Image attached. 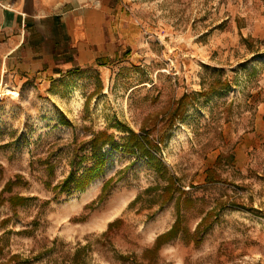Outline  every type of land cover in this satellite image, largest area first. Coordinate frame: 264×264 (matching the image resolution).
Segmentation results:
<instances>
[{
    "label": "rangeland",
    "instance_id": "374dc122",
    "mask_svg": "<svg viewBox=\"0 0 264 264\" xmlns=\"http://www.w3.org/2000/svg\"><path fill=\"white\" fill-rule=\"evenodd\" d=\"M110 5L97 41L77 22L75 67L0 55V264H264V0ZM128 128L152 162L105 145L90 196L53 189Z\"/></svg>",
    "mask_w": 264,
    "mask_h": 264
},
{
    "label": "crops",
    "instance_id": "0c3cea01",
    "mask_svg": "<svg viewBox=\"0 0 264 264\" xmlns=\"http://www.w3.org/2000/svg\"><path fill=\"white\" fill-rule=\"evenodd\" d=\"M110 6V0H0V55L24 53L28 65L40 60L41 70L54 73L75 67L77 22L93 26L84 27L83 41H97Z\"/></svg>",
    "mask_w": 264,
    "mask_h": 264
},
{
    "label": "trees",
    "instance_id": "16d2710c",
    "mask_svg": "<svg viewBox=\"0 0 264 264\" xmlns=\"http://www.w3.org/2000/svg\"><path fill=\"white\" fill-rule=\"evenodd\" d=\"M220 82V80L218 81ZM222 89H228L229 84L228 81L222 80ZM187 95H183L180 99H183ZM174 112V110H173ZM172 112V113H173ZM128 135L126 136L123 144L121 146H117L116 141L114 139V134L113 133H108L105 130L98 131L93 134V136L90 138V148H91V157L93 159L92 165L86 169V171L82 172L78 176H75L73 173H69L60 184H55L53 186V189L58 190L59 192H66L69 191L70 189L72 190H84L86 186L95 178H97L100 173L103 171L104 166L107 161V156L103 152V147L105 145H110L111 147H121L122 151L125 153H141L144 157H146L148 160L151 162L153 161L154 157L152 156L151 153V147L154 146L152 144V141L149 139L148 135H140L139 133L135 132L133 129L127 130ZM84 143V142H83ZM220 157L217 158V161H219ZM154 168L158 169V166L153 164ZM214 169L209 168L207 169V180L208 181H215L216 178L212 176ZM174 179L173 176H169V180L165 186V189L167 190L169 186L173 185ZM10 186V180L6 182L2 190L8 189ZM165 190V191H166ZM170 198V197H169ZM168 198V199H169ZM24 200V197L18 196V202H22ZM17 201L15 202L18 203ZM212 212H207L197 223L195 230H194V237L196 238L197 241V236L200 234L202 229H205L206 227L209 226V223L205 225L206 222H208L210 215ZM119 219H115L108 224V229L106 232L108 233L111 230V227L117 223ZM203 225H205L203 227ZM180 229V214L177 215V218L173 222L172 226L165 232L159 234L156 239H155V246L153 247V250H156L157 247L161 245L164 241L174 237ZM105 232V233H106ZM106 233V234H107ZM85 246L81 248H77L76 253L80 254L81 250ZM148 252L145 251V253Z\"/></svg>",
    "mask_w": 264,
    "mask_h": 264
},
{
    "label": "bare ground",
    "instance_id": "6f19581e",
    "mask_svg": "<svg viewBox=\"0 0 264 264\" xmlns=\"http://www.w3.org/2000/svg\"><path fill=\"white\" fill-rule=\"evenodd\" d=\"M100 177L94 179L89 186L82 192L84 198L90 196L95 190H97L98 185L100 184Z\"/></svg>",
    "mask_w": 264,
    "mask_h": 264
}]
</instances>
